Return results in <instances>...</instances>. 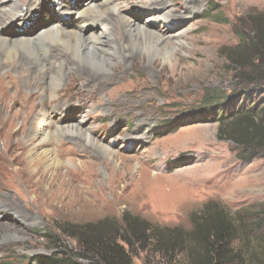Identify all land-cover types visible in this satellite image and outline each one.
<instances>
[{"label": "rangeland", "instance_id": "1", "mask_svg": "<svg viewBox=\"0 0 264 264\" xmlns=\"http://www.w3.org/2000/svg\"><path fill=\"white\" fill-rule=\"evenodd\" d=\"M72 1L86 10L89 2L101 0ZM114 1L128 14L140 3ZM7 2L24 12L30 4L50 5V0ZM4 7L0 2V12ZM170 7L177 13L184 11L177 3ZM191 7L193 13L187 19L172 21L177 27L174 24L171 33L186 34L172 61L149 63L145 56L127 63L124 73L118 72L123 68L118 66L107 73L112 81L105 92H89L71 79L48 105L51 109L70 103L69 109L56 116L72 122L89 109L84 127L108 147L106 154L84 143L87 155H71L72 141L54 139V147L64 142L59 151L65 159L61 168L43 164L38 179L32 180L24 167L26 152L6 150L9 136L0 135V178L14 182V192H0V201L7 205L0 207V264H35L36 258L51 254L57 244L76 250V242L63 232L66 226L104 217L119 219L124 212L162 227L189 231L192 214L206 205L218 206L245 223L246 233L234 241L235 246L248 255L259 250L257 237L264 233V226L256 229L253 224L261 217L258 213L264 204V158L239 160L235 145L217 138L218 123L211 116L210 120L200 119L197 112L204 107L205 90L224 96L236 90L221 48L235 45L240 29L249 31L246 17L264 12V0H195ZM208 7L217 10L210 13ZM153 23L156 32H166L163 23ZM10 30L17 32L13 26ZM78 101L87 102L88 109ZM138 137L143 139L136 140ZM24 184L30 187L27 195L22 193ZM33 192L40 195L34 202ZM16 203L25 217L18 218L9 208ZM46 232L60 243L48 239ZM132 259L133 264H187L185 252L169 260L150 249L139 251Z\"/></svg>", "mask_w": 264, "mask_h": 264}, {"label": "bare ground", "instance_id": "2", "mask_svg": "<svg viewBox=\"0 0 264 264\" xmlns=\"http://www.w3.org/2000/svg\"><path fill=\"white\" fill-rule=\"evenodd\" d=\"M194 1L140 0L128 14L122 13L123 5L114 0L91 1L86 10L72 0H50V5L30 4L26 12L14 3L0 0L3 7L7 6L0 12V135L4 132L9 136L6 150L26 152L28 160L24 167L29 170L30 179H38L43 164L61 168L65 159L59 151L64 142L59 141L54 147V139L67 137L72 141L71 155H87L85 144L106 154L108 147L84 127L90 111L87 102H76H83V108L88 109L77 122L56 116L69 109L70 103L56 104L51 109L48 105L71 79L79 81L89 92H105L112 81L107 73L118 66L123 67L118 72L124 73L128 71L127 63L137 58L146 56L149 63L171 60L176 46L186 39L183 31L171 33L174 24L177 27L172 21L187 19L193 13ZM174 3L184 9L183 13L170 7ZM84 10L88 16H84ZM72 12L78 15L75 17ZM152 21L163 23L166 32L152 29ZM11 26L17 32H12ZM17 121L19 126L15 127ZM18 156L19 153L12 160ZM8 182L0 178V192L13 191L14 182ZM29 188L24 184L23 195ZM33 195V202L39 200V193ZM4 205L0 201V207ZM9 208L18 218L25 217L18 203Z\"/></svg>", "mask_w": 264, "mask_h": 264}, {"label": "trees", "instance_id": "3", "mask_svg": "<svg viewBox=\"0 0 264 264\" xmlns=\"http://www.w3.org/2000/svg\"><path fill=\"white\" fill-rule=\"evenodd\" d=\"M214 13L217 8H207ZM248 32L240 29L238 41L223 46L222 55L233 72L236 90L229 95L206 91L197 117L218 123L217 138L233 143L237 158L250 162L264 158V12L248 14ZM207 209V210H206ZM254 227L264 226V204ZM257 215V214H256ZM192 228L162 227L124 212L119 219L104 217L85 224L68 225L64 234L77 249L65 245L35 259V264H133L139 251L150 250L163 258L186 253L187 264H264V233L259 250L246 254L234 245L246 232L245 223L218 206L193 213ZM48 239L60 243L46 232Z\"/></svg>", "mask_w": 264, "mask_h": 264}]
</instances>
